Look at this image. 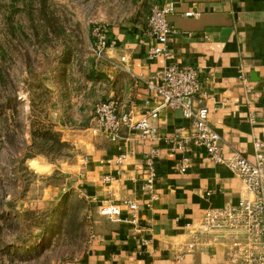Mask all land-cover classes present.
<instances>
[{
  "label": "crops",
  "instance_id": "obj_1",
  "mask_svg": "<svg viewBox=\"0 0 264 264\" xmlns=\"http://www.w3.org/2000/svg\"><path fill=\"white\" fill-rule=\"evenodd\" d=\"M147 1L150 10L171 6L167 20L174 33L167 38V54L150 56L158 44L146 34L148 17L108 26L104 58L108 64L121 57L125 62L106 74L103 100L115 99L134 120L147 117L159 137L145 140L125 128L119 138L110 139L94 128L93 115L84 128L66 131V139L83 151L66 183L90 204L91 236L83 256L65 264H240L229 260L227 238L221 234L201 233L195 248L183 251L206 209L234 204L245 192L225 164L214 163L196 145L189 153L191 166L183 173L176 170L181 151L171 145L184 139L190 127L180 110L161 106L146 80L170 65L194 67L201 85L197 104L208 108L225 158L238 152L253 160V142L264 141V0ZM88 41L90 50V34ZM155 109L156 116H150ZM152 146L158 149L154 200L140 187L143 158ZM122 153L125 160L118 164ZM124 199L134 200L138 208L129 209ZM107 202L119 205L117 215L100 211Z\"/></svg>",
  "mask_w": 264,
  "mask_h": 264
},
{
  "label": "rangeland",
  "instance_id": "obj_2",
  "mask_svg": "<svg viewBox=\"0 0 264 264\" xmlns=\"http://www.w3.org/2000/svg\"><path fill=\"white\" fill-rule=\"evenodd\" d=\"M149 10L147 0H0V264L85 253L90 204L66 183L83 151L66 131L88 124L121 65L96 59L89 34Z\"/></svg>",
  "mask_w": 264,
  "mask_h": 264
},
{
  "label": "built area",
  "instance_id": "obj_3",
  "mask_svg": "<svg viewBox=\"0 0 264 264\" xmlns=\"http://www.w3.org/2000/svg\"><path fill=\"white\" fill-rule=\"evenodd\" d=\"M170 4L153 5L147 19L146 34L157 41L158 45L151 47L150 56L167 54L165 44L174 28L167 20ZM186 12L185 15H192ZM92 43L90 51L96 59L103 60L108 46V25L97 24L90 31ZM125 58H120V64ZM116 64V63H115ZM114 64V65H115ZM121 66V65H120ZM119 66V67H120ZM147 88L157 94L161 106L180 110L182 118L188 122L190 132L184 139H175L171 150L181 151L176 164L179 173L185 172L191 166V146L204 148L207 156L216 164H225L240 180L244 195L234 204L206 209L198 221L191 227L193 239L186 243L184 252H190L196 246V240L201 233L221 234L227 238V256L229 260L240 264H264V141L253 142L254 159L249 160L244 155L233 152L225 158L221 150V136L215 131L208 118V108L197 104L201 93L197 70L189 65L167 66L146 80ZM156 116V109L150 112ZM94 128L110 139L120 137L123 129L137 130L142 139L155 141L159 136L149 123L147 117L134 120L130 112H121L115 99L97 102L93 109ZM158 149L152 146L144 155L141 189L149 195L150 200L157 198L155 192L157 173L155 159ZM125 160V154L116 158L118 164ZM107 176L105 180H109ZM122 204L135 210L138 204L134 200L124 199ZM103 214L117 215L119 205L114 203L100 204ZM135 222V219H130Z\"/></svg>",
  "mask_w": 264,
  "mask_h": 264
},
{
  "label": "trees",
  "instance_id": "obj_4",
  "mask_svg": "<svg viewBox=\"0 0 264 264\" xmlns=\"http://www.w3.org/2000/svg\"><path fill=\"white\" fill-rule=\"evenodd\" d=\"M54 136H58L57 134H54ZM56 138V137H55ZM56 140V143H59V145H64L62 142L60 143L58 140H57V138L55 139ZM2 216H3V214H2Z\"/></svg>",
  "mask_w": 264,
  "mask_h": 264
}]
</instances>
